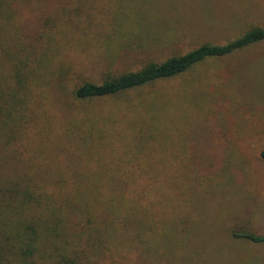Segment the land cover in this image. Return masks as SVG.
Masks as SVG:
<instances>
[{
	"label": "rangeland",
	"instance_id": "1",
	"mask_svg": "<svg viewBox=\"0 0 264 264\" xmlns=\"http://www.w3.org/2000/svg\"><path fill=\"white\" fill-rule=\"evenodd\" d=\"M3 5L0 234L1 196L16 185L43 197L35 213L58 209L62 264H264V242L238 237L264 238V41L112 96H74L264 30V0Z\"/></svg>",
	"mask_w": 264,
	"mask_h": 264
},
{
	"label": "trees",
	"instance_id": "2",
	"mask_svg": "<svg viewBox=\"0 0 264 264\" xmlns=\"http://www.w3.org/2000/svg\"><path fill=\"white\" fill-rule=\"evenodd\" d=\"M12 12V11H11ZM7 14L3 0H0V32L4 30L3 18ZM264 41V30L252 29L240 37L223 45H200L197 48L176 57H170L158 64L119 75L101 84L85 83L77 87L74 96L77 99L112 96L127 90L142 87L155 81L169 79L184 73L196 64L209 58L227 56L234 51ZM7 122L0 115V136ZM6 134V142L10 139ZM264 161V150L259 153ZM39 194L28 191L23 186H11L3 191L1 203L4 206V223L0 234V264H62L64 250L54 242V234L59 223V211L52 204L46 203V217L35 213L40 205ZM30 199L33 201L31 202ZM46 199V198H44ZM31 211V212H30ZM64 215L63 208L61 215ZM5 213V214H4ZM56 213V219L51 216ZM49 219H45V218ZM59 223V224H58ZM241 237L253 243L264 242V238L243 234Z\"/></svg>",
	"mask_w": 264,
	"mask_h": 264
}]
</instances>
